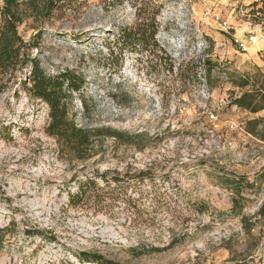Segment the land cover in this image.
<instances>
[{"label":"rangeland","instance_id":"obj_1","mask_svg":"<svg viewBox=\"0 0 264 264\" xmlns=\"http://www.w3.org/2000/svg\"><path fill=\"white\" fill-rule=\"evenodd\" d=\"M154 5L167 55L110 59ZM19 34L41 36L32 55L48 74L86 80L70 105L78 127L126 136L76 157L18 74L0 97V264H264V140L248 131L264 109L233 104L250 88L235 79L264 76L261 0H74Z\"/></svg>","mask_w":264,"mask_h":264},{"label":"trees","instance_id":"obj_2","mask_svg":"<svg viewBox=\"0 0 264 264\" xmlns=\"http://www.w3.org/2000/svg\"><path fill=\"white\" fill-rule=\"evenodd\" d=\"M74 0H0V97L8 90L9 86L17 79L19 73L29 72L23 81L27 92L49 107L48 127L49 136L55 138L58 143L69 149L76 157L88 159L93 157L94 140L96 137L110 135L123 139L126 135L113 132L110 129H96L94 131L83 129L75 124L70 118V105L73 94L80 92L86 80L82 75L72 70H64L56 75L48 74L41 66L39 60L32 55L33 49L39 47L40 35L34 36L30 42H26L19 34V27L29 19L36 23L51 21L55 12L69 8ZM264 4V0H261ZM142 8L138 9V22L119 36L114 47L109 49L110 59L122 58L124 52L128 51H157L163 56L166 52L160 45L157 35L159 23L157 6L149 10V17L144 18L141 14ZM38 28V27H35ZM168 58V56H167ZM237 78V77H236ZM236 87L247 89L240 96H236L233 104L242 110L257 113L264 109V76L250 78L241 77L235 79ZM29 85V87H27ZM261 121L249 123V133L264 140V134L258 132L257 126ZM107 133V134H104ZM262 133V132H261ZM264 218V203L259 213ZM82 258L87 262L114 264L107 262L96 254H84Z\"/></svg>","mask_w":264,"mask_h":264},{"label":"built area","instance_id":"obj_3","mask_svg":"<svg viewBox=\"0 0 264 264\" xmlns=\"http://www.w3.org/2000/svg\"><path fill=\"white\" fill-rule=\"evenodd\" d=\"M221 25H222V27H223L224 29L227 28V23H222ZM254 42H256V38L253 37V36H251V37H250V41H247V42H245V43L240 44V49H241L242 51L247 52V51L249 50V46H250L251 44H253Z\"/></svg>","mask_w":264,"mask_h":264}]
</instances>
